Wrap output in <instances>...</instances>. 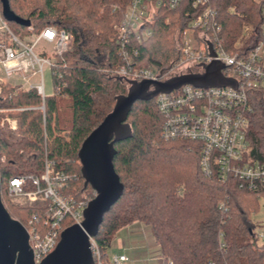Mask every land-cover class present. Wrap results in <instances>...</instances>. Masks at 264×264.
<instances>
[{
  "label": "trees",
  "instance_id": "trees-1",
  "mask_svg": "<svg viewBox=\"0 0 264 264\" xmlns=\"http://www.w3.org/2000/svg\"><path fill=\"white\" fill-rule=\"evenodd\" d=\"M130 1L8 0L10 9L29 20L35 30L52 24L73 36L64 54L65 67L59 65L66 85L58 94L45 97L44 113L38 108L41 99L34 90H18L9 84L0 89V108L14 109L0 117L8 115L18 126H0L1 196L11 216L25 225L39 205L7 197L4 182L20 173L40 174L45 158L53 162L54 171L73 176L65 193L77 198L85 194L87 201L93 197L91 186L83 189L77 152L83 139L113 108L114 96L127 91L123 81L105 70L120 63L111 23L120 18V11ZM180 2L174 9L160 6L154 12L149 22L153 31L138 45L141 64L152 60L168 66L176 60V35L206 5L216 9L220 35L228 46L245 23L254 28L245 50L263 38V0H216L196 8L190 0ZM61 97L67 98L65 125L60 122ZM248 101L249 150L245 157L264 164V90L251 88ZM161 118L154 98L132 105L127 118L132 136L114 145L113 165L124 190L104 213L93 236L98 248L105 254L121 227L141 221L151 228L163 260L172 264H264V243L256 244L251 218L260 197L264 202V188L250 191L239 187L237 180L223 184L215 173L205 175L200 167V144L163 139ZM71 224L65 219L62 226Z\"/></svg>",
  "mask_w": 264,
  "mask_h": 264
},
{
  "label": "built area",
  "instance_id": "built-area-1",
  "mask_svg": "<svg viewBox=\"0 0 264 264\" xmlns=\"http://www.w3.org/2000/svg\"><path fill=\"white\" fill-rule=\"evenodd\" d=\"M181 0H131L120 11V18L111 23L115 33L120 63L105 72L123 80H165L187 72H203V65L213 61L223 64L222 73L237 81V87H196L183 84L170 92L158 93L154 99L160 114V136L163 139H182L200 144V167L205 175L215 173L221 183L237 180L239 187L259 191L264 188V164L245 157L247 114L251 107L248 92L251 88L264 90V35L245 50L254 28L242 25L240 34L228 46L220 35L222 26L217 11L207 6L191 18L183 32L176 35L179 56L168 66L154 61L141 64L138 45L151 35L150 23L160 6L176 8ZM216 0H190L193 8ZM116 6L113 7V10ZM264 34V0L261 5ZM3 15L0 0V89L4 84L18 90H34L41 99L38 108L44 113V85L42 71H52L54 86L59 92L66 85L63 76L64 54L73 41L71 33L47 24L34 30L29 24L17 34ZM208 42L214 54H210ZM43 44L39 50L37 45ZM38 74L39 81H34ZM37 108V109H38ZM14 109L0 108V113ZM15 129L17 122L8 115L0 117V126ZM53 162L44 159L40 174L20 173L11 176L5 193L9 198L38 203L37 212L30 215L26 225L34 264L50 253L60 238L63 221L80 223L89 201L85 194L77 198L65 193L70 174L53 170ZM95 192L93 190V197ZM92 197V198H93ZM223 204L221 203V206ZM93 264H129L125 253L103 254L90 236ZM222 246V244H220ZM161 264H172L159 257ZM204 264H217L208 261Z\"/></svg>",
  "mask_w": 264,
  "mask_h": 264
},
{
  "label": "water",
  "instance_id": "water-1",
  "mask_svg": "<svg viewBox=\"0 0 264 264\" xmlns=\"http://www.w3.org/2000/svg\"><path fill=\"white\" fill-rule=\"evenodd\" d=\"M6 20L28 26L30 21L17 16L8 0H1ZM210 54H214L208 42ZM223 64L213 61L203 65V72H187L165 80H118L127 84L126 93L114 96L113 108L82 141L77 157L83 178V189L88 185L95 195L83 210L80 223H73L60 233L58 244L38 264H93L90 236L96 235L104 213L116 203L124 185L113 165L115 143L132 136L128 114L137 100H150L158 93L170 92L183 84L196 87L231 86L237 81L222 73ZM1 185V183H0ZM29 236L23 223L11 216L5 207L0 186V264H34Z\"/></svg>",
  "mask_w": 264,
  "mask_h": 264
},
{
  "label": "rangeland",
  "instance_id": "rangeland-1",
  "mask_svg": "<svg viewBox=\"0 0 264 264\" xmlns=\"http://www.w3.org/2000/svg\"><path fill=\"white\" fill-rule=\"evenodd\" d=\"M16 24L17 25L14 26V25H12L11 21H9V25H11L10 27L17 34H19L21 32L20 30H22V29H24V31H25L24 25H20L18 23H16ZM42 47H45V45L39 43V45H37L36 49L40 51V49ZM40 77L41 76L38 74V76L36 78H33V80L39 81ZM42 79H43V84H45L44 85V92L46 95H48V96L52 95L53 96V94H58L57 92H55L56 89H55V86L53 84L54 80H53V76H52V71L49 68L45 67L43 69ZM126 86H127V84H126ZM66 103H67V98L61 97L59 100V105H60L59 109H60V111H62L60 113V122L62 125H65L67 123V120H68L67 119L68 118V112H67L68 110H66V108H65ZM66 112H67V114H66ZM4 183H5L4 185L6 188L7 181H5ZM21 201L22 200H20V202ZM22 202H24L25 204H27V203L29 204V202L24 201V200ZM257 207L258 208H256V211L251 215V218L255 224L254 232L257 235L256 244L260 245V244L264 243V202H263V198H261V197L259 198ZM134 222H136V224H138L137 225L138 227H140L141 224H144L141 221H134ZM134 222H132V223H134ZM132 223H130V224H132ZM127 225H129V224H127ZM148 228H150V227L148 226ZM148 231H149V234H151V230H148ZM127 232H128L127 229L124 228V229H120L118 232H116V234H114V236L112 237V240L109 244L110 246H108L105 250L107 254L124 252L127 255L128 259L130 260V261H128L129 264H161L160 263L161 261H159L160 254L157 251H153L152 253L138 251L137 253L133 254L132 251L124 249L123 246H121V245L126 243V240H127L126 239V233ZM120 242L122 244H120Z\"/></svg>",
  "mask_w": 264,
  "mask_h": 264
},
{
  "label": "crops",
  "instance_id": "crops-1",
  "mask_svg": "<svg viewBox=\"0 0 264 264\" xmlns=\"http://www.w3.org/2000/svg\"><path fill=\"white\" fill-rule=\"evenodd\" d=\"M137 225L138 224L134 222L132 224L120 228V229L126 228L128 231L126 233V239H127L126 243L121 246H123L124 249L132 251L133 254L137 253L138 251H143L148 253L157 251L161 255L159 244L155 242L152 230L148 228L147 225L141 224L142 227L141 226L138 227ZM148 230H151V234H149ZM120 244L122 243L120 242Z\"/></svg>",
  "mask_w": 264,
  "mask_h": 264
}]
</instances>
